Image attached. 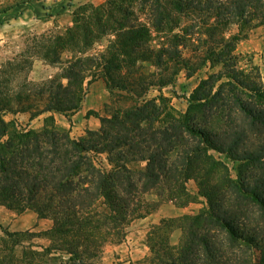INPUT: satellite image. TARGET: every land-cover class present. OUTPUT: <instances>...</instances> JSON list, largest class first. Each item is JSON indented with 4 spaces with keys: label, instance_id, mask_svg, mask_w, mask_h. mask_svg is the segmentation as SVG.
Masks as SVG:
<instances>
[{
    "label": "trees",
    "instance_id": "16d2710c",
    "mask_svg": "<svg viewBox=\"0 0 264 264\" xmlns=\"http://www.w3.org/2000/svg\"><path fill=\"white\" fill-rule=\"evenodd\" d=\"M191 1L177 2L176 12L191 8ZM155 6L168 20L157 2ZM203 13L207 39L199 63L180 57L186 30L152 51L145 46L147 30L133 26L117 34L106 54L95 59L107 82L112 80L110 70L119 71L120 63L150 61L163 67L172 62L187 76L202 64L221 66L200 82L185 113L173 114L162 98L159 106L154 99H142L100 117V127L79 138L54 127H17L0 115V206L50 219L45 235L58 244L53 250L67 248L77 264H91L98 247L117 239L133 219L144 217L141 196L156 191L159 197L178 200L190 180L206 207L179 217L178 243H154L150 263L264 264V80L256 67L239 70L233 55L249 31L264 26V0H203ZM160 24L154 22V27ZM232 25L236 33L224 37ZM219 31L221 36L210 42ZM81 64L80 59L70 62L62 75L66 84L51 82L46 91L25 96H45L42 108L31 111L28 104L3 107L0 113L32 112V119L45 111H77L83 98ZM136 85L122 77L116 88L134 96ZM98 154L105 155L104 165L95 160ZM221 155L233 163L234 176ZM0 230V264H59L47 259L48 247L41 254L17 253L23 241L16 233Z\"/></svg>",
    "mask_w": 264,
    "mask_h": 264
},
{
    "label": "rangeland",
    "instance_id": "374dc122",
    "mask_svg": "<svg viewBox=\"0 0 264 264\" xmlns=\"http://www.w3.org/2000/svg\"><path fill=\"white\" fill-rule=\"evenodd\" d=\"M180 1L183 0H0V109H17L28 104L32 106L31 111L42 108L45 96L27 100L25 96L46 91L51 82H62V75L70 62L80 59L82 64L78 69L83 70L84 83L79 109L85 111L84 116L81 113L77 116V111H53L54 116H48L39 130L45 126L54 127L68 131L72 138H79L87 131L83 125L84 118H93L94 115L97 119L100 116H109L116 109L140 104L142 99H154V103L159 106L162 98L171 107L173 114L185 113L200 82L209 74L220 71L221 66L202 64L191 76H187L185 69L181 66L177 68L172 62L163 67L150 61H138L132 66L120 63L119 71L110 70L112 80L107 83L106 88L102 80L95 79L96 73L104 72L100 64L87 59L88 48L91 46H87L89 39L96 37L94 41L105 40L111 45L117 34L133 26L134 29L147 30L145 46L152 51L165 47L174 35H182V31L186 30L189 35L185 39L186 47L179 46L180 57L199 63L203 59V41L207 39L203 34V22L206 21L203 0H192L191 8L182 13L175 10L176 3ZM156 2L168 14V20L159 16V6H155ZM197 3H200L199 9ZM213 20L214 18L210 19ZM160 21L159 29L155 28L154 22L158 24ZM224 32V37H228L229 33H236V26L232 25ZM70 34L72 39L69 42ZM220 36L219 31L210 42ZM233 55L239 70L246 73L256 67L264 80V26L249 31L247 37L238 42ZM121 59L123 58L119 57V60ZM189 67L191 68V64ZM122 77H129L137 83L133 91L134 96L116 88ZM99 90L105 91V94L99 96ZM17 95H21V100H15ZM91 108L92 110L88 111ZM17 113L25 116H20L19 121L9 122L26 128L27 114L31 115L32 112ZM17 113L5 111L0 115L2 118H10ZM210 153L218 157L216 152ZM220 159L234 176L233 163L224 155H221ZM95 160L104 165L105 155L98 154ZM139 167H144V163ZM185 189V193L178 200H171L166 195L159 197L156 191L141 196V213L144 217L133 219L123 229L122 235L98 247L96 255L89 262L151 264V247L154 243L167 239V244L176 245L180 239V236L175 235V232L180 230L179 217L171 218L167 215L174 207L185 209L189 215L196 214L206 207V200L199 195L194 181H188ZM159 210L165 211L166 216L158 218L156 214ZM51 226L50 219L38 218L31 210L18 214L0 206V229L16 233L17 239L23 241L17 248V253L24 250L28 255L31 252L41 254L45 253L43 248L48 247V260L55 259L59 264H67L70 261L77 264V258H71L67 248L53 250L58 244L45 235Z\"/></svg>",
    "mask_w": 264,
    "mask_h": 264
},
{
    "label": "crops",
    "instance_id": "0c3cea01",
    "mask_svg": "<svg viewBox=\"0 0 264 264\" xmlns=\"http://www.w3.org/2000/svg\"><path fill=\"white\" fill-rule=\"evenodd\" d=\"M109 45H110V43H109ZM109 45L106 43L105 40H103V41L102 40L94 41L91 44V46H89V48H88L89 49V53H88L89 58H92L95 61V63H97L95 59H100L101 56L105 55ZM95 69H96V66L94 65V70ZM101 69H102V66H101ZM101 69H98V70H101ZM99 72H101V71H99ZM95 79L96 80L97 79L98 80H102L104 82L106 88H108L107 87V83L108 82H107V78H106L104 72H101V74L100 73H98V74L96 73L95 74ZM63 81H65V82L63 83ZM66 82H67L66 79H62V83L63 84H66ZM95 83H97V81H95ZM97 93L99 94V96H102V94H105V91L99 90ZM90 110H92V108L88 109V111H90ZM93 110H95V109H93ZM76 113H77V116L80 113L84 116L85 111L83 112V110L79 109V110H77ZM54 114L55 113H53V111H45V112L37 115L36 117H34L32 119H30V114H27L28 115V117H26L27 118V122H28L27 127L29 129L39 130V128L44 123V120L48 116H52V115L54 116ZM20 116H25V114H21L20 115L19 113H17L15 115L11 116L10 118L7 117V116H3V119L6 122H9L10 120H13V121L18 120L19 121L21 119ZM100 117H103V116H100ZM100 117H99V119H97L96 116L94 115L93 118H87V119L84 118V120H85V123H83V125L85 126L84 129L92 130V131L97 130L100 127ZM23 118H25V117H23ZM65 126L66 125H64L63 128H65ZM156 215H157L158 218L165 217L166 216V212L163 211V210H159ZM184 215H189V212L186 211L185 209L174 207V210H172L171 213H169L167 215V217L177 218V217H181V216H184ZM175 235H176V237H179L181 235V231L177 230L175 232ZM173 243H176V242H173Z\"/></svg>",
    "mask_w": 264,
    "mask_h": 264
}]
</instances>
